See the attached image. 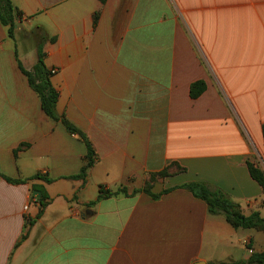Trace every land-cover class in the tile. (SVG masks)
<instances>
[{
  "label": "crops",
  "instance_id": "0c3cea01",
  "mask_svg": "<svg viewBox=\"0 0 264 264\" xmlns=\"http://www.w3.org/2000/svg\"><path fill=\"white\" fill-rule=\"evenodd\" d=\"M11 2L22 12L15 31L46 37L56 113L97 160L84 180L68 179L85 145L44 115L17 65L31 70L36 50L0 24V175L52 180L0 177V264H209L264 251V232L233 229L181 188L204 183L264 218L246 166L264 171V0ZM166 168L152 188L166 193H133ZM32 186L51 199L38 219ZM101 188L127 194L97 201Z\"/></svg>",
  "mask_w": 264,
  "mask_h": 264
},
{
  "label": "trees",
  "instance_id": "16d2710c",
  "mask_svg": "<svg viewBox=\"0 0 264 264\" xmlns=\"http://www.w3.org/2000/svg\"><path fill=\"white\" fill-rule=\"evenodd\" d=\"M98 1L103 4L106 0ZM97 16V13H95L93 16L94 25L96 24ZM21 18L22 12L12 4L11 0H0V24L5 27L7 37L14 39L17 22L21 20ZM37 31L42 33L40 28ZM46 40L47 39L44 34H41L39 42L36 46V62L31 70H25L18 58L17 65L21 73L27 78L29 87L39 98L40 108L44 115L55 122H60L69 134L77 136L78 139L81 140L85 145L86 154L82 167L80 168L78 174L68 178L72 180H84L86 178L88 170L94 165L95 161L97 160V156L87 136L79 128L72 124L65 115H58L56 113V105L59 99V94L51 83V76L53 75V73H51V70L48 69L45 65V53L43 51L42 45ZM54 40V38L49 39L51 43L54 42ZM203 85V82L192 84L190 87V96L192 98H196L197 96H199L203 91ZM261 131L264 146V124L262 125ZM26 146V144H21L18 148L13 150V156L15 159L17 158V153L21 150V148ZM246 166L250 177L260 186L261 190L264 192V171L250 161L246 162ZM178 171H183V169L178 168ZM168 175V168L164 169L161 172L150 174L145 180L143 187L141 189L134 190L133 193H144L150 196L152 199H158L160 195L166 193L167 191H164L160 194H153L152 188L158 179L164 178ZM0 177L4 181L12 185L26 184L27 182L35 179H42L45 183H50L52 181L50 178L41 177L39 173H36L30 178L26 179H11L3 175H0ZM181 188L189 191L195 198L202 200L206 204L207 211L210 215L223 216L225 221L233 229L256 230L264 232V218H262L259 213L253 212L248 216L244 215L241 207L237 203L233 202L227 196V194H225L221 190L213 189L208 185L200 182L184 184L181 186ZM33 191L40 192L39 199H36L37 203L39 204V210L36 215V219H38L42 216L44 209L50 203L51 199L49 198L45 190L38 186H32L31 198H36L33 195ZM118 194L126 195L127 191L125 188H120L115 192H111L109 190H104V188H101L97 197V201L104 198L116 196ZM94 203L95 202H93L92 204ZM26 225H31V221H26L25 229ZM24 238L25 235L23 233V235L21 236V240ZM18 244L19 242L15 246H18ZM209 264H264V251L252 252L246 260Z\"/></svg>",
  "mask_w": 264,
  "mask_h": 264
},
{
  "label": "rangeland",
  "instance_id": "374dc122",
  "mask_svg": "<svg viewBox=\"0 0 264 264\" xmlns=\"http://www.w3.org/2000/svg\"><path fill=\"white\" fill-rule=\"evenodd\" d=\"M15 34L17 36L19 45L26 52H33L34 50H36V46L39 42V38L41 37L40 32L31 31L29 33H26L23 30H18V31L16 30Z\"/></svg>",
  "mask_w": 264,
  "mask_h": 264
},
{
  "label": "water",
  "instance_id": "95a60500",
  "mask_svg": "<svg viewBox=\"0 0 264 264\" xmlns=\"http://www.w3.org/2000/svg\"><path fill=\"white\" fill-rule=\"evenodd\" d=\"M33 195L36 196L37 199L40 197V192L39 191H33ZM194 264H206L205 262L199 261L195 262Z\"/></svg>",
  "mask_w": 264,
  "mask_h": 264
},
{
  "label": "built area",
  "instance_id": "2783aa9c",
  "mask_svg": "<svg viewBox=\"0 0 264 264\" xmlns=\"http://www.w3.org/2000/svg\"><path fill=\"white\" fill-rule=\"evenodd\" d=\"M51 73H54V70H51ZM26 209V208H25Z\"/></svg>",
  "mask_w": 264,
  "mask_h": 264
}]
</instances>
